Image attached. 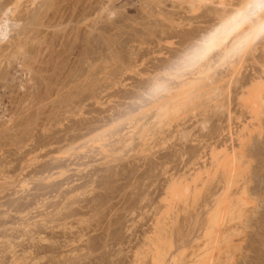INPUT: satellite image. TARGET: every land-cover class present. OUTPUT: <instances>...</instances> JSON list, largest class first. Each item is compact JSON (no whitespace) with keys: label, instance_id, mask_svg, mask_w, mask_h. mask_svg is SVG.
Returning <instances> with one entry per match:
<instances>
[{"label":"rangeland","instance_id":"1","mask_svg":"<svg viewBox=\"0 0 264 264\" xmlns=\"http://www.w3.org/2000/svg\"><path fill=\"white\" fill-rule=\"evenodd\" d=\"M188 3L0 0V264H205L225 191L218 264H264V40L220 109L147 108L222 9Z\"/></svg>","mask_w":264,"mask_h":264},{"label":"bare ground","instance_id":"2","mask_svg":"<svg viewBox=\"0 0 264 264\" xmlns=\"http://www.w3.org/2000/svg\"><path fill=\"white\" fill-rule=\"evenodd\" d=\"M202 1L206 0H189L188 4H190L191 7L196 8ZM32 2H34V0H32ZM218 4L221 5L222 9L216 12V22L212 24V26L208 28L204 34H198V38L196 37L197 39H192L193 42L189 41L192 42V44L189 45L188 42V47H184L186 50H184L185 52L181 54L182 56L180 55L181 59L178 60V62L176 59L175 61L177 63L173 64L170 68L165 69L167 70L164 73L166 78L164 76V78L154 79L153 84L148 90L147 94L153 99L151 98L152 102L147 104V108H154L157 116L161 117L160 115L162 113L169 114V112L177 111L179 107H186L187 105L191 106L190 111L194 112L198 110L203 100L205 103L211 98H213L211 100H214V108L220 109L224 105H222L221 101H218V97L224 94L227 95L226 93L229 92V89H227V87H229L228 84L231 82V77L239 71L240 65H242V62L244 61V55L250 53L254 49L256 41L260 39L264 40V0H238L236 3L229 4H227L225 0H218ZM4 22V19L0 17V38L4 37L6 34V24H3ZM13 54H15V52ZM222 65H229L228 67H231L230 74L228 73L229 75L227 77V85H222L221 82L223 79H220L219 77L220 80H216L213 75L216 73L214 72L215 68ZM262 67L261 71L257 72L258 74L250 80V84L246 85V87L250 85L254 87V85H256L257 87L255 86L254 88L258 89V86L259 88L260 86H263L259 90L263 93L264 66L262 65ZM186 70L189 71L190 74H185ZM183 75H190L191 78L189 77L187 79V77L184 76V80L179 81L178 78H181ZM170 78H172V80L174 78L178 79V81L181 82L178 83L179 85L177 84L175 91H171L174 87H171ZM247 81H244V83ZM248 90H250V88ZM246 91L245 93H247ZM256 92H258V90ZM227 104H229V102ZM149 108L148 110H150ZM132 119L133 118L128 120L132 121ZM201 123L204 125L205 122ZM140 128L141 131L138 132L139 134H141L142 131L144 132V128ZM138 133L136 132L135 134L137 135ZM233 152V150L228 152V160L226 159L228 163L227 172L229 173L228 177H226L227 186H229V183L231 182V176L233 174H230L234 172L236 165L234 156L235 153ZM227 193L228 192L225 191V195L220 201L219 209H217L213 215L216 227L215 229H210L209 231L210 237L207 245L205 264H218L216 251L219 249L220 243L224 237V216L226 212L228 213L227 209H229L228 207L231 204L230 200H228L230 198L227 197L229 196ZM239 199L243 204L249 203V201L244 197ZM236 232H238V229ZM231 258L232 257H229L227 259L231 260Z\"/></svg>","mask_w":264,"mask_h":264}]
</instances>
